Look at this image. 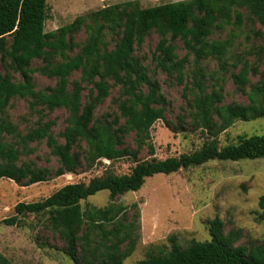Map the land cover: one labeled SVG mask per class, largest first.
Returning <instances> with one entry per match:
<instances>
[{
  "label": "trees",
  "instance_id": "obj_1",
  "mask_svg": "<svg viewBox=\"0 0 264 264\" xmlns=\"http://www.w3.org/2000/svg\"><path fill=\"white\" fill-rule=\"evenodd\" d=\"M47 19V0H0V180L28 187L66 173L88 172L103 160L111 164L126 158L134 166L128 174L105 171L86 183L66 184L44 200L19 202L14 215L1 224L21 226L26 215L45 216L46 229L62 243L48 247L73 264H122L137 233L127 220V208L114 202L118 196L138 191L146 178L157 174L213 160L264 158V133L238 136L236 143L225 146L218 142L235 122L264 118V0H182L145 8L125 1L77 16L51 32L44 30ZM246 21L258 25L251 30L258 44L234 53ZM221 32L223 38L212 37ZM81 33L84 39L79 41ZM151 34L158 38L152 68L138 54ZM34 74L54 80V85L36 88ZM159 74L182 86L184 99L175 123L166 122L167 127L205 138L198 150L162 160L154 157L150 132L155 122L165 121L168 104ZM226 76L246 103H224ZM112 89L118 93L115 110L96 116ZM14 99L25 100L30 113L38 115L24 133L6 112ZM58 110L64 111L65 120L55 135L56 122L45 120L42 112ZM129 135L134 149L125 145ZM42 142L56 167L21 159L35 151L32 144ZM143 151L148 158L138 159ZM103 190L109 193L107 205L82 206ZM259 205L264 209V196ZM208 231V241L191 240L184 246L169 238V250L133 264H264V244L236 246L238 233L223 234L216 219ZM0 264L12 263L0 253Z\"/></svg>",
  "mask_w": 264,
  "mask_h": 264
},
{
  "label": "rangeland",
  "instance_id": "obj_2",
  "mask_svg": "<svg viewBox=\"0 0 264 264\" xmlns=\"http://www.w3.org/2000/svg\"><path fill=\"white\" fill-rule=\"evenodd\" d=\"M125 1H137L145 8L182 0H47L48 19L44 30L54 31L72 22L77 16ZM255 29H258V25L245 22L235 43L234 53L243 52L258 44L251 33ZM224 36L225 32H221L212 37ZM83 39L84 35L79 34L77 40ZM157 41L156 35H149L138 52L139 56L148 59L146 63L151 68L150 56ZM178 46L181 48L182 44L178 43ZM178 53L182 56L185 51L180 49ZM249 60L253 61V57ZM212 67L210 64L209 69ZM77 77L78 74H75L73 79ZM156 78L168 104L164 113L165 121L155 122L150 131L155 148L154 157L162 160L198 150L205 139L202 135L198 132L173 133L166 125V122L175 123L176 115L184 107L182 86L170 83L162 74ZM250 80L253 83L257 81L256 78ZM33 82L38 89L54 85V80L39 74L33 75ZM224 94V103H246V98L236 93L228 76L224 82ZM117 96V89H112L109 97L97 109L96 116L105 111H114ZM6 112L22 133L38 119V115L30 113L28 103L22 99L11 100ZM42 116H46L45 120L56 122L53 131L55 135L63 130L64 111L58 110L50 114L45 111ZM263 133L264 118L249 122L237 121L218 136V142L220 146H225L236 143L238 136ZM125 145L134 149L132 135L125 138ZM31 147L35 151L29 156H22V160H32L39 166L56 167L55 159L48 155L43 142L34 143ZM147 158L146 151L138 157ZM133 166V162L126 158L111 164L103 160L102 165L88 172L76 175L66 173L28 187L18 186L8 179L0 180V253L12 264H73L63 253L48 247L60 248L62 243L46 229L45 216L26 215L22 218L21 226H7L1 224V221L14 215V207L19 202L44 200L66 184L86 183L105 171L115 175L128 174ZM261 196H264V158L237 162L213 160L170 175L157 174L146 178L138 191L127 192L114 201L127 208V220L134 223L137 233L134 249L122 264H133L149 254L169 250V238H174L182 246L191 240L208 241L209 222L215 219L222 223L223 234L230 231L238 233L236 246L264 244V209L259 205ZM108 197V191H99L81 204L83 207L101 208L107 205Z\"/></svg>",
  "mask_w": 264,
  "mask_h": 264
}]
</instances>
